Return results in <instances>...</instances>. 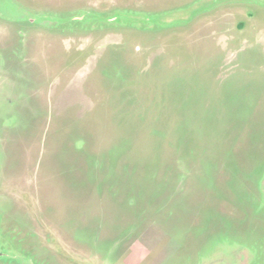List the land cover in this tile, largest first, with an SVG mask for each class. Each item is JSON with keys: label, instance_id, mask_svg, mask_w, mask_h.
I'll list each match as a JSON object with an SVG mask.
<instances>
[{"label": "rangeland", "instance_id": "rangeland-1", "mask_svg": "<svg viewBox=\"0 0 264 264\" xmlns=\"http://www.w3.org/2000/svg\"><path fill=\"white\" fill-rule=\"evenodd\" d=\"M0 264H264V0H0Z\"/></svg>", "mask_w": 264, "mask_h": 264}, {"label": "water", "instance_id": "water-1", "mask_svg": "<svg viewBox=\"0 0 264 264\" xmlns=\"http://www.w3.org/2000/svg\"><path fill=\"white\" fill-rule=\"evenodd\" d=\"M148 21H151V19H148Z\"/></svg>", "mask_w": 264, "mask_h": 264}, {"label": "flooded vegetation", "instance_id": "flooded-vegetation-1", "mask_svg": "<svg viewBox=\"0 0 264 264\" xmlns=\"http://www.w3.org/2000/svg\"><path fill=\"white\" fill-rule=\"evenodd\" d=\"M149 22V21H148Z\"/></svg>", "mask_w": 264, "mask_h": 264}]
</instances>
